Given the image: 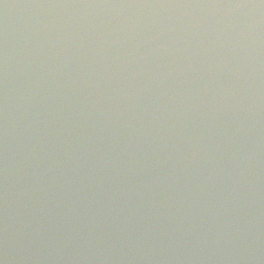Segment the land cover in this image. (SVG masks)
I'll use <instances>...</instances> for the list:
<instances>
[{
	"label": "water",
	"instance_id": "1",
	"mask_svg": "<svg viewBox=\"0 0 264 264\" xmlns=\"http://www.w3.org/2000/svg\"><path fill=\"white\" fill-rule=\"evenodd\" d=\"M0 264H264V0H0Z\"/></svg>",
	"mask_w": 264,
	"mask_h": 264
}]
</instances>
